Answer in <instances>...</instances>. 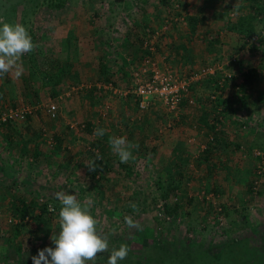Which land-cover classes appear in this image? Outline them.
Wrapping results in <instances>:
<instances>
[{
    "label": "rangeland",
    "instance_id": "374dc122",
    "mask_svg": "<svg viewBox=\"0 0 264 264\" xmlns=\"http://www.w3.org/2000/svg\"><path fill=\"white\" fill-rule=\"evenodd\" d=\"M259 3L261 11H254L250 0H0V19L24 25L33 43L38 45L32 51L35 71L29 76L31 88L43 82L40 93L36 88L30 97L16 96L6 100L9 106L31 108L30 113L10 122L15 130H33L28 120L33 115L41 118L43 130L30 145L34 147L41 143L43 157L32 153L14 155L12 167L15 170L0 168L1 181L6 180L3 182L5 190L12 193L9 201H0V264H18L13 263L14 260L21 261L20 264H33L30 254L38 255L42 249L39 245L42 238L34 229L36 215L41 216L40 227L51 226L47 243L53 244L50 237L59 232L61 207L55 196L57 192L75 195L82 204L88 200L93 202L91 214L100 221L98 230L109 240V251L98 254L96 264H107L111 250H118L121 244H127L130 251L119 264H264V89L259 93L256 88L252 89L251 80L256 77L248 66L252 62L258 66L260 59L264 61V0ZM208 14L212 24L218 21L223 27L205 24ZM241 19L243 25L238 23ZM249 20L253 25L250 31ZM202 24L212 26L203 28ZM177 25L193 33L189 36L197 49V57L186 58L190 66L181 67L185 70L181 72H178L180 67L177 71L160 67L153 57L156 52H161L157 46L159 39L170 27L177 29ZM62 26V31L69 29L72 32L74 27L81 35L77 42L72 39L60 49L71 73L64 76L65 81L59 88L60 82H51L54 75L45 81L40 77L43 73L39 72L43 55L50 49L55 51L52 47L55 35ZM228 31L240 40L234 56L225 52L220 41V35ZM120 43L125 46V53L131 54L130 49H133L140 65L138 70H130L126 87L130 90L136 80L135 72H140L147 55L160 70L169 73L188 75L206 65L213 68V73L191 84L177 110H171L159 99H149L147 107L140 109L134 94L128 92L126 97L131 110L127 114L133 119L121 126L138 132L139 147L133 152L136 161L121 163L113 154L112 169L92 175L86 163L93 157L92 152H100L88 147L94 144L104 147L105 138L101 141L93 134L99 127L96 124L90 122L92 127L87 128V122L77 113L78 105L89 95L92 101L99 102L94 106L105 108L102 104L108 100L112 104L110 110L118 111L123 95L122 91L113 93L103 87L94 92L92 85L97 79L87 76L92 73L89 65L84 64V73L80 75L75 68L77 64L68 61L79 50L80 58L85 61L103 50L112 53V48L116 50ZM253 44L261 50L254 49L249 57L247 51L251 52ZM242 50L245 55L239 56ZM223 52L227 54L224 59ZM49 65L53 71V62ZM239 66L245 69L241 73ZM226 73L231 77L226 78ZM258 73L261 76V72ZM147 74H140V79L146 78ZM111 79L116 83L115 77L111 76ZM87 89L92 90L87 92ZM212 95H215L214 101ZM224 95L227 96L220 100ZM51 103L58 107V116L49 130L41 116L45 117ZM200 111L203 115L208 111L215 115L206 121V127L210 125L207 134L185 142L191 145L188 156L175 158L171 153L173 134L179 129L178 132L183 130L184 134L199 135L194 121ZM185 112L192 122H184L183 127L178 128L177 118ZM222 124L227 133L234 130L228 138L221 141L219 138L217 143L227 142L223 143V151L215 155V146L209 155L201 145H210L212 135L223 131L218 127ZM74 133L71 141L69 136ZM96 137L101 144L94 142ZM19 198L34 203L24 219L16 210ZM130 202L136 203L138 210L132 209ZM43 204L46 205L45 212ZM50 206L54 210H50ZM125 216L132 217L142 230L128 228ZM17 243L21 247L20 255L4 257L14 252Z\"/></svg>",
    "mask_w": 264,
    "mask_h": 264
},
{
    "label": "crops",
    "instance_id": "0c3cea01",
    "mask_svg": "<svg viewBox=\"0 0 264 264\" xmlns=\"http://www.w3.org/2000/svg\"><path fill=\"white\" fill-rule=\"evenodd\" d=\"M146 9H148V6L146 7ZM210 14H212V13H210ZM210 14H208V16H206V19L204 21L205 24H212L211 21L208 20V17ZM215 14L217 15L218 13L216 12ZM205 24H202L203 28L204 27L207 28V27H210L212 25L220 26L221 22L217 21L216 24L213 23L212 25H209V26H207ZM174 27L175 26H173L172 29L170 27V29H168L166 31V33H164L165 35L159 39L157 46H159L161 48V52H156L153 57L156 61H158V65L160 67H162V68L171 67V69L175 70V71H177L176 70L177 67H180L178 72H181V71H185V70H182V68L185 69L187 66H190V62H186V58L189 59V57L191 55L197 57V49L194 47L195 44L192 45L193 39L189 35H193V33H191L190 30L188 32L186 30V27H184V26H178L177 25L176 26V27H178L177 29ZM199 27H200V25H199ZM62 28H63V26L59 28V33H57L58 35H55V37H56V39H54L55 44H53L54 46H52L55 48V51L53 52V50L50 49V50H48V53H45L43 55V57H42V62H43L42 64L43 65L42 64L40 65V72H39L41 74L43 73V76L40 75V77H42L45 81L48 80L47 78H49L50 75H54L55 77H59L60 78V85H61V86L58 85L59 88H62V82L65 81V78L63 77L62 73L59 72V70L53 72L51 69H49V67H50L49 63L53 62V60H52L53 58L56 59L57 65L60 63H64L65 59L63 57L62 50H60L61 47L64 46L65 42H69L72 39H74V41L77 42L80 35H81L80 32L77 33V31H76V29H74V27L72 29V32L69 29H67V32H65L64 30L62 31ZM196 31H198V29ZM92 32L93 31L90 30V33H92ZM256 38L259 39V38H261V36H256ZM220 41L223 42L222 47H224L225 52L231 56L232 55L234 56L235 54L233 52L237 51V49H239V47H240V44H239L240 40L237 38V36L234 33L229 32V31L223 32V34L220 35ZM263 41H264V38H263ZM94 46H95V44H94ZM108 46H110V45H108ZM124 48H125V46H123V44L120 43L119 47H116V50L112 48V51H113L112 53L110 51L103 50V52L99 53L100 55L96 54L93 56L91 54L92 55L91 56L89 54V56H91V57H89L87 59V61H85L84 58L83 59L80 58V55H79L80 50H79L76 54L77 57L72 56L71 61H68L70 64L72 62V65L77 64V66L75 65V68L76 69L78 68V72L80 71L79 72L80 75H82L84 73L83 69H82L84 64L87 63V65H89L88 68L92 70V73L90 75H87V76H90L91 78L93 76L94 80H96V79L98 80V81L96 80V82L94 81L95 84L92 85V89L94 90V92L99 91V89H101L102 87L103 88H109V90H113L112 91L113 93H115L116 91H122L123 96L120 98L121 108L118 111L116 109L114 110V108H112L110 110L109 106L110 105L112 106V104L109 103L108 100H107V102H103V104H102L103 107H105V108L94 106L95 103L97 104L99 102H97L95 100L92 101L90 99L89 95L83 103L78 105L79 112H77V113L81 114V116H82L81 119L85 120L87 123L92 122L93 124H96L97 127L99 126L98 128L104 127V129H106L104 137L99 138L101 141L103 140V138H105L103 141L105 143L103 145L104 147H102V146L97 147L96 144H94L88 148H92V151L96 150L98 152H102L101 154L104 153L105 154L104 157L108 160V162H111V159H112L111 157L114 154L111 151L110 145L108 143L110 136H125V137H127L128 141H130V142L136 141V139L138 138V132L130 129V130H132V133H131L129 128L124 129L126 127V125L124 127L121 126L127 122H130L129 120L133 119V118L129 117V114H127V111L131 110V108H130L131 104L129 103V100L126 97L128 92H130V91L132 92L133 89L130 90L126 87H127L128 78L131 77V73H132L130 70L135 71V70H138L140 67V65H138V63H137V58L134 57L136 55V53L133 51V49H130L132 52H130L131 54H128V53H125L127 51H125V52L123 51ZM258 48L259 47L256 44L251 45L250 46L251 52L247 51L248 56L249 57L252 56L253 55L252 51L254 49H258ZM190 50H191V52H190ZM244 52L245 51L242 50L238 53V55L239 56L245 55ZM227 54H224V52L222 53L223 59L226 57ZM247 54H246V56H247ZM201 55H205V54H201ZM33 57H35V55L32 52H29V54H26L21 58L23 71L19 77H16L14 74H6L5 76L0 77V109L4 108V107L5 108L9 107L10 104L7 103L6 100H8V101L13 100V99H15L16 96L19 98L20 97L25 98L26 95H28L30 97V93L32 90H36V88H37L38 93H40L41 89H43L41 87L42 83H43L42 81H41L39 86L35 84L34 87H32V88H31L30 82H28L29 76H31L32 73L35 71V68H34L35 66L33 64ZM75 59H77V60L74 61ZM113 63H114L115 67H113ZM257 64L258 63H256V62H252L248 66L251 67L250 71L256 77V80H254V78L251 80L252 84L250 86L252 87L253 90H254V88H256L258 90V93H259L260 92L259 90L264 89V70H263L264 61L260 59L258 66H257ZM66 65L68 66V63H66ZM80 66H82L81 69H80ZM105 67H106V69H108V72H106V73H108L107 78L105 77L107 75H105V76L103 75V71L105 70ZM41 69L43 70V72ZM117 70H120L123 73H119V71L117 72ZM238 70L241 73L245 69H244V67L239 66ZM72 71H74V70H72ZM259 71L261 72V76L258 73ZM68 73H71V71L67 72V74ZM109 75H111L113 78L114 77L116 78V83L112 81L111 76H109ZM246 75L247 74H245L244 76H246ZM87 79H89V78H87ZM90 80H88V81H90ZM18 81H19V84L15 85V83H18ZM112 85H114L115 87H113ZM90 91H88V89H87V92H90ZM226 96L227 95H224V97L221 98L220 100L224 99ZM95 97H96V95H95ZM39 103H41V102H39ZM39 103H32V104H39ZM201 106L202 105L200 104L199 108L202 109ZM107 107L109 109H106ZM209 111H208V114L205 113L204 115L200 111L199 117H197L196 118L197 120L194 121V123L196 122V124L198 125L199 129L196 130V133L197 134L199 133V135H196L193 132H190V134H193V135H189L187 133L184 134L183 130L178 132L179 129H176L175 133L177 136H175V133L173 134L174 139L171 143V153H172V155H175V158H176V155H178V156L183 155L185 157L188 156V153L190 152V149H188V148L191 145L186 144L185 142H189V140H191V139L194 140L198 136L204 137V134L205 135L207 134V132L210 128V125H209V127H206V125H207L206 121L209 119V116H211V115L215 116L214 114H210ZM45 112H46V110H45ZM57 114H58V107H57ZM176 114L177 113H175V115ZM33 116H31V119L28 120V122L33 127V130L21 131V130H17V129L15 130L14 125H5V124L2 126L0 125L1 126L0 127V168L1 169L15 170L12 167L14 155L17 156V155H22V154L24 155L26 153H29V154L32 153L33 156L39 155V157L42 159V157H43L42 144L36 143V145H34V147H31V145H30L31 140L33 138H34V140H36L38 138V136H40L39 134H41V132L43 130L42 125L40 123L42 121L41 118L37 117L35 115H33ZM44 116L45 117L41 116L44 120L43 122L47 125V129L50 130V128L52 126V121H54L57 117L52 118L50 116V113L48 112V109H47V112L44 114ZM181 117L183 120H178V118H181ZM178 118H177V121H178L177 127L178 128H182L183 127L182 123H184V122H188V121L192 122L191 120H189L190 116H188L186 112H185V115L181 114ZM224 118L225 117H223L221 122H223ZM203 119H205V121H202ZM202 122H204L205 125ZM113 125L115 126V129L112 128ZM71 126L73 127V124H71ZM106 126H107V128H105ZM218 127H220L223 130L224 129L223 127H225V124H222ZM230 127H233V126H230ZM117 128H119L120 131H118ZM215 129L217 130L218 128H215ZM184 130H186V129H184ZM233 130L234 129H232L231 131L228 130L229 133H227V131H224V130L223 131H217L215 135L218 136L220 138V141H221L222 138H224V139L228 138V135L231 132H233ZM208 135H210V134H208ZM234 136H236V135H234ZM61 137H63V136L61 135ZM74 137H75V133H74V135L69 136V138H71V141H72V139L74 140ZM97 140H98V137H96L94 142H96V143L100 142V144H101V141L99 140L97 142ZM136 142L138 144V141H136ZM223 143L225 144L227 142L225 140H223V142L218 143L217 148L214 149V151H213V152H215L214 153L215 155L218 153L220 154L221 151H223V145H224ZM201 147L206 148V145L202 144ZM225 150H227V149L225 148ZM136 151H137V149H133V152H136ZM74 153L75 152H73V155H74ZM35 160H36V158H35ZM26 161H27V159L25 160V162ZM135 161H136V159H135ZM22 162L25 163L24 160H22ZM27 165H25V166L26 167L30 166V164H29V166H27ZM214 168H216V167L214 166ZM3 182H6V180L1 181V178H0V201L1 202H7V201H9V199H11L10 194H12V193L5 190V186H4ZM5 184H8V182ZM9 184L12 185V183H9ZM11 255H12V253H10V256ZM24 260H26V257ZM15 262L20 264V262L18 260L13 261V263H15Z\"/></svg>",
    "mask_w": 264,
    "mask_h": 264
},
{
    "label": "clouds",
    "instance_id": "9594fccd",
    "mask_svg": "<svg viewBox=\"0 0 264 264\" xmlns=\"http://www.w3.org/2000/svg\"><path fill=\"white\" fill-rule=\"evenodd\" d=\"M37 47L24 25L11 24L0 19V77L6 74L19 77L23 71L21 58ZM105 132L104 128H96L93 134L103 137ZM108 143L121 163L135 159L133 149H138L139 145L128 141L127 137L110 136ZM102 159L96 153L95 160L87 161L86 166L90 171H96V161ZM55 196L61 205L58 213L59 232L50 237L55 247L39 250L38 255L32 257L33 264H96L98 254L109 251V240L98 230L100 221L91 214L93 202L88 200L82 204L75 195L64 192H57ZM129 206L138 210L136 203L130 202ZM50 210L54 209L50 206ZM124 221L128 228L142 230L139 223L130 216H125ZM129 251L127 244H121L118 250L113 248L107 264H119V261L128 256Z\"/></svg>",
    "mask_w": 264,
    "mask_h": 264
},
{
    "label": "built area",
    "instance_id": "2783aa9c",
    "mask_svg": "<svg viewBox=\"0 0 264 264\" xmlns=\"http://www.w3.org/2000/svg\"><path fill=\"white\" fill-rule=\"evenodd\" d=\"M152 50V46L148 47ZM135 72L136 80L132 93L137 99V105L140 109L147 107L149 99H159L171 107V110H177L183 96L188 93L192 83L202 79L206 75L213 73V68L210 65L201 67L198 70L192 71L188 75H179L177 73H169L160 70L149 56L143 58V64L139 70ZM146 78L140 79V74L147 73ZM140 73V74H139ZM225 77L230 78L231 74L226 73ZM213 99L215 95L211 96ZM31 112L29 106L22 105L9 106L0 110V125L6 122H13L23 114ZM48 112L52 118L57 117V106L51 103L48 106Z\"/></svg>",
    "mask_w": 264,
    "mask_h": 264
},
{
    "label": "trees",
    "instance_id": "16d2710c",
    "mask_svg": "<svg viewBox=\"0 0 264 264\" xmlns=\"http://www.w3.org/2000/svg\"><path fill=\"white\" fill-rule=\"evenodd\" d=\"M251 2H252V7L254 8V11L256 10V9H258V7L260 6V3H259V1L260 0H250ZM259 10V9H258ZM259 11H261V10H259ZM253 18V17H252ZM192 19V18H191ZM251 21L252 20H249L247 23H251ZM240 25H243L244 24V20L243 19H241V20H239V22H238ZM249 26V31H250V29H253V25H252V23L251 24H249L248 25ZM247 26V27H248ZM192 27H194V26H192ZM145 52V54L147 53V51L145 50L144 51ZM66 63L67 62H65L64 61V63H60V64H58L57 65V62H56V59L55 58H53V65H52V68H53V72L54 71H57V70H59V72L60 73H62V75H63V77L67 74V72H69L68 71V66L66 65ZM52 72V73H53ZM106 72H108V69H106V67H105V70L103 71V75L105 76V75H107L108 73H106ZM189 73H191V72H188V74ZM187 74V73H186ZM51 77V76H50ZM106 78L108 77V75L107 76H105ZM51 82H54V83H56V84H58L59 82H60V78L59 77H55V79H54V81H51ZM246 83V82H245ZM55 84V85H56ZM52 87H54V85H52ZM57 92V91H56ZM135 100L137 101V99H136V97H135ZM215 99H213V101H214ZM217 100V99H216ZM220 102V101H219ZM219 104H221V105H223V102H220ZM2 125H4V124H2ZM5 125H11V123H10V121L9 122H6L5 123ZM87 128H91L92 127V125H91V123H87ZM133 130V129H132ZM131 133H132V131H131ZM210 141H212L211 143H210V145L208 146L207 145V147H206V151H204V152H207V154H209V155H211L209 152L211 151V148H213V147H215V146H218V141H219V137L218 136H216L215 134H213L212 135V137L209 139ZM133 142H135V143H137L136 141H133ZM220 142V141H219ZM216 143H217V145H216ZM101 153L102 152H100L99 154H100V156H102L101 155ZM92 156L93 157H90L89 158V160H95V157H96V154L95 153H93L92 152ZM178 155H176V157H177ZM180 156V155H179ZM103 157V159L102 160H97L96 161V164L98 165V168L96 169V171H91V174L92 175H98V173H100V172H102V171H104V170H107V171H109L110 169H112V163L111 162H108V160L104 157V156H102ZM120 164V163H119ZM87 170H89V169H87ZM90 171V170H89ZM17 206L18 207H16L17 209L16 210H18V212L20 211V218L21 219H24V217L25 216H27V214L31 211V209H32V206H33V204L34 203H32V200H26V199H21V198H19V199H17ZM46 208V205L45 204H43V207H42V209H43V211L45 212V209ZM40 219H41V216L40 215H36L35 216V226H34V229H35V232H37V233H39V236L38 237H40V238H42V241H41V243L39 244L40 246H41V248L43 249V248H45V247H55V245L54 244H49L48 245V237H49V234H50V232H51V226H46V227H40L39 226V222H40ZM15 231H16V233H18L19 232V229H18V227H16L15 228ZM14 250V252L12 253V255L13 254H15L16 253V256L17 255H20L19 254V252H20V250H21V247H20V245L17 243V245H16V249H13ZM33 251L35 252V250L33 249ZM32 257L35 255L34 253L32 254H30ZM12 257L13 258V256H10V254H8V255H6V256H4V257ZM36 256V255H35ZM25 257V256H24ZM21 262V261H20Z\"/></svg>",
    "mask_w": 264,
    "mask_h": 264
}]
</instances>
